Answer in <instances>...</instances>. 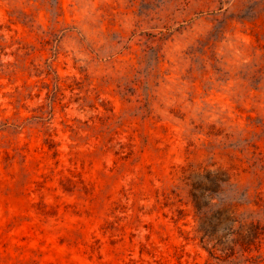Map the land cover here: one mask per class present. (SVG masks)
<instances>
[{
  "label": "rangeland",
  "instance_id": "374dc122",
  "mask_svg": "<svg viewBox=\"0 0 264 264\" xmlns=\"http://www.w3.org/2000/svg\"><path fill=\"white\" fill-rule=\"evenodd\" d=\"M0 264H264V0H0Z\"/></svg>",
  "mask_w": 264,
  "mask_h": 264
}]
</instances>
